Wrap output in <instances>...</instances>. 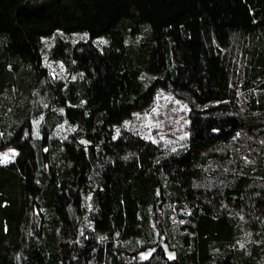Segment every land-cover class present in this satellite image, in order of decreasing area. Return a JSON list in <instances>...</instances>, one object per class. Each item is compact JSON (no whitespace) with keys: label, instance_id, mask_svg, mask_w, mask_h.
Returning <instances> with one entry per match:
<instances>
[{"label":"trees","instance_id":"16d2710c","mask_svg":"<svg viewBox=\"0 0 264 264\" xmlns=\"http://www.w3.org/2000/svg\"><path fill=\"white\" fill-rule=\"evenodd\" d=\"M7 147L0 264H264V0H0Z\"/></svg>","mask_w":264,"mask_h":264},{"label":"rangeland","instance_id":"374dc122","mask_svg":"<svg viewBox=\"0 0 264 264\" xmlns=\"http://www.w3.org/2000/svg\"><path fill=\"white\" fill-rule=\"evenodd\" d=\"M47 61L53 70L62 69L59 62ZM189 111L185 100L161 91L149 109L135 113L126 120L123 128L137 130L146 139L177 150L183 146L189 134ZM16 156L17 151L12 147L0 150V164H8Z\"/></svg>","mask_w":264,"mask_h":264},{"label":"water","instance_id":"95a60500","mask_svg":"<svg viewBox=\"0 0 264 264\" xmlns=\"http://www.w3.org/2000/svg\"><path fill=\"white\" fill-rule=\"evenodd\" d=\"M165 246V245H164Z\"/></svg>","mask_w":264,"mask_h":264}]
</instances>
